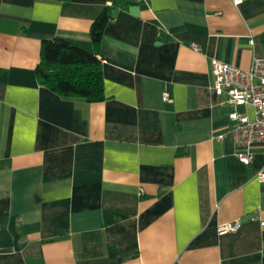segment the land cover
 I'll return each instance as SVG.
<instances>
[{
  "label": "crops",
  "instance_id": "obj_1",
  "mask_svg": "<svg viewBox=\"0 0 264 264\" xmlns=\"http://www.w3.org/2000/svg\"><path fill=\"white\" fill-rule=\"evenodd\" d=\"M112 1L0 0V264H264V142L238 158L211 71L264 58V0H115L94 46ZM54 37L96 53L101 99L39 82Z\"/></svg>",
  "mask_w": 264,
  "mask_h": 264
},
{
  "label": "trees",
  "instance_id": "obj_2",
  "mask_svg": "<svg viewBox=\"0 0 264 264\" xmlns=\"http://www.w3.org/2000/svg\"><path fill=\"white\" fill-rule=\"evenodd\" d=\"M117 7L116 1H112L93 20L90 38L94 46L99 45L103 30L113 18ZM35 75L41 84L60 94L77 95L88 100L103 97L100 59L94 51L67 38L54 37L41 41L40 60L35 68ZM6 78L7 72L0 69V81L4 82Z\"/></svg>",
  "mask_w": 264,
  "mask_h": 264
},
{
  "label": "built area",
  "instance_id": "obj_3",
  "mask_svg": "<svg viewBox=\"0 0 264 264\" xmlns=\"http://www.w3.org/2000/svg\"><path fill=\"white\" fill-rule=\"evenodd\" d=\"M240 1L234 0L236 3ZM192 47L199 49L196 44ZM211 71L213 89L225 94V102L232 108L228 117L233 122L234 141L241 148L237 156L241 161L248 162L251 154L247 148L264 142V58L255 57L248 69L212 59ZM164 98L167 99V94ZM239 106H251L254 117L250 119L245 113L238 112ZM259 180L264 181V173H260ZM239 227V222H226L219 224L217 231L221 234L236 231Z\"/></svg>",
  "mask_w": 264,
  "mask_h": 264
}]
</instances>
